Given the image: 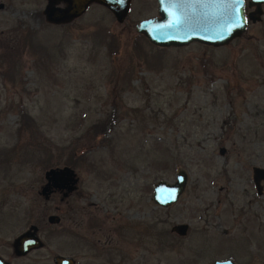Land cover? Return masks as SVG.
I'll return each instance as SVG.
<instances>
[{
    "label": "rangeland",
    "instance_id": "374dc122",
    "mask_svg": "<svg viewBox=\"0 0 264 264\" xmlns=\"http://www.w3.org/2000/svg\"><path fill=\"white\" fill-rule=\"evenodd\" d=\"M0 3L1 256L33 223L42 246L11 264H264V181L257 193L251 180L264 167V3L216 46L151 44L134 23L156 0H130L120 22L96 2L60 23L46 0ZM61 165L75 189L43 198V171ZM178 169L176 201L153 203L152 184Z\"/></svg>",
    "mask_w": 264,
    "mask_h": 264
},
{
    "label": "water",
    "instance_id": "95a60500",
    "mask_svg": "<svg viewBox=\"0 0 264 264\" xmlns=\"http://www.w3.org/2000/svg\"><path fill=\"white\" fill-rule=\"evenodd\" d=\"M91 2L105 6L120 22L125 17L130 0H46L42 12L44 18L51 23L66 22L80 15ZM60 3V4H59ZM253 8L244 11V3L237 0H156V14L146 16L134 23L136 32L142 34L151 44L156 46L183 45L196 41L208 45H220L239 35L246 27L247 21L260 19L261 4L264 0H247ZM1 6V3H0ZM239 9V11H238ZM223 152V147L218 149ZM44 182L39 194L47 199L51 192L59 191L61 197L75 189L77 176L68 165L50 166L43 171ZM186 173L178 169L172 182L163 179L152 184L151 201L160 206H168L181 194ZM251 180L257 193L260 192V181H264V167L251 166ZM48 223H56L59 216L55 213L46 215ZM185 222L174 223L171 230L184 234ZM37 234V226L30 223L26 229L18 233L12 240V249L16 254H23L31 248L42 246ZM54 264H73L70 255L55 254ZM0 264H6L0 258ZM210 264H236L229 258L214 259Z\"/></svg>",
    "mask_w": 264,
    "mask_h": 264
},
{
    "label": "flooded vegetation",
    "instance_id": "af4514ba",
    "mask_svg": "<svg viewBox=\"0 0 264 264\" xmlns=\"http://www.w3.org/2000/svg\"><path fill=\"white\" fill-rule=\"evenodd\" d=\"M246 1L247 0H244V11L245 12H247V11H249V10H251L252 8H253V6H248L247 5V3H246ZM262 7V6H261ZM73 192V190L71 191V192H69L66 196H64V197H67L69 194H71ZM20 233V232H19ZM18 234V233H17ZM16 234V235H17ZM15 235V236H16ZM15 236H13L12 237V239H11V242H10V256H9V259H7V258H4L3 256H1L0 255V258H1V260L2 261H4L6 264H11V259L12 258H22V257H25L26 255H28L30 252H31V250H34V249H36V248H31V249H29V250H27L26 252H24L23 254H16V253H14V251H13V249H12V240H13V238L15 237ZM55 255V254H54ZM54 255H52V257L54 256ZM71 256V255H70ZM52 257H51V260H52ZM72 257V256H71ZM73 258V257H72ZM229 259H231V258H229ZM73 260H74V258H73ZM234 263H236V264H238L236 261H234L233 259H231ZM53 263V262H52ZM54 264V263H53ZM74 264V263H73Z\"/></svg>",
    "mask_w": 264,
    "mask_h": 264
},
{
    "label": "trees",
    "instance_id": "16d2710c",
    "mask_svg": "<svg viewBox=\"0 0 264 264\" xmlns=\"http://www.w3.org/2000/svg\"><path fill=\"white\" fill-rule=\"evenodd\" d=\"M20 117H21V121L24 123L25 122V118H26V114H25V112L21 109L20 110ZM100 125H98V124H94L93 125V131H94V133L96 132H98V129H100V127H99ZM76 150H73L72 151V154H71V156H75L76 155Z\"/></svg>",
    "mask_w": 264,
    "mask_h": 264
},
{
    "label": "snow or ice",
    "instance_id": "6c2138e0",
    "mask_svg": "<svg viewBox=\"0 0 264 264\" xmlns=\"http://www.w3.org/2000/svg\"><path fill=\"white\" fill-rule=\"evenodd\" d=\"M237 2H238L240 5H243L244 0H237ZM238 11H239V9H238Z\"/></svg>",
    "mask_w": 264,
    "mask_h": 264
}]
</instances>
